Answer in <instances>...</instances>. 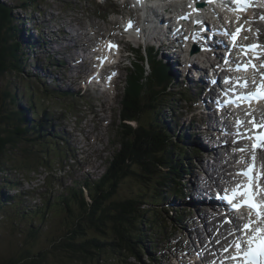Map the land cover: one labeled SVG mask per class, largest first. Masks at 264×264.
<instances>
[{
	"label": "rangeland",
	"instance_id": "1",
	"mask_svg": "<svg viewBox=\"0 0 264 264\" xmlns=\"http://www.w3.org/2000/svg\"><path fill=\"white\" fill-rule=\"evenodd\" d=\"M0 1L7 3L8 6H17L22 4L23 1L26 2L23 7H13V11H11L12 23L18 25L19 29L15 38L21 43V46H19L20 70H12L0 75V93L8 88H11L13 93H16V98H14L13 102L10 101V98L2 100L0 112L4 110L3 108H5L3 112L5 114H10L13 110L12 108L20 111L27 110L24 112V116L35 121L27 124L28 127L32 126V124H37L39 119L49 124L43 126V132L30 131L28 134L19 136L15 141L16 143H8L6 147V157L9 160L2 166L3 169L0 168V188L5 192V196L8 197V200L4 202L5 204H1L0 207V261H2L10 255L20 254L25 238L24 234L21 235L20 232L25 225L28 226L33 223L44 228L50 221V219H47L42 222L38 219L28 220V218L18 221V218L13 219L11 215L4 216L5 211L11 209V203H14L19 198V206L17 204L16 207H22L23 211L40 207L44 201H49L52 205L56 200H59L57 199L59 194L66 193L67 187L81 184L86 178L96 180L103 173L99 170L100 167L104 166L106 169L108 161L118 148L119 119L117 114L121 107L120 98L123 93L127 67L130 66L129 60L135 59L137 53L133 49L134 53L130 54L124 49L122 51V61L119 64L117 62L113 66L116 69H120L119 81H115V92L117 93L115 96L107 98L102 95L97 97V99L90 98L92 94L89 95V93L77 91L78 85L70 80V76L73 73L69 70L71 66L69 67L67 62L54 64L59 55L56 56L51 45L53 44L57 50L62 52L60 55L63 61L71 58L75 59L77 53L73 48L67 47L68 45L76 42L86 47L92 43L98 44L102 39L113 40V37L117 35L118 29L122 27L121 21L125 17L124 14H121L117 9H115L116 13H110V10L114 8L112 4H99L97 0ZM36 17L37 19H35ZM30 25L33 26L31 27ZM56 27L59 30L62 29V32L56 30L55 34H52L53 28ZM260 34L264 41V34ZM35 36L38 38L34 39ZM58 36H68V38H63L61 44L55 45L53 41ZM127 42L129 43V41ZM28 44H31L32 47L29 48ZM129 44L132 48L136 46V43ZM84 47L82 49L88 52L89 50ZM138 49L143 51V47ZM128 54L129 56H127ZM90 58L91 63H94L96 59L91 55ZM156 61L165 65L159 58ZM78 65L79 63L72 65V68H76ZM89 70L92 71V69ZM169 70L173 76L170 83L171 86L177 89L182 87L189 90L171 67H169ZM107 74L111 77L112 70L107 71ZM63 92L67 93L64 95ZM33 103L35 108H32ZM186 106L188 104L183 101L173 104V109H177L174 111L175 117L170 114L168 109L165 111L155 109L152 113H146L141 118L143 122L149 120H154L155 122L156 120L157 122L159 121V124L165 125L168 122L171 139L169 141H172L175 145V162L185 157L182 160L181 169H177L180 174L179 181L177 184H169L170 187L167 188L164 185L145 184L133 176L126 177L121 180L115 197L126 198L138 194L141 195V199L144 201H151L155 203V206L166 210H179L181 215L179 220L177 217L174 218L173 213V219L171 220L167 219V214H159L160 225L152 227L150 238H143V244L154 261H148L146 255L142 254L139 259L131 258L130 264H166L165 261L176 263L184 250L186 251L185 255H187L188 249L193 250L201 242L208 244L213 240L214 244L219 243L218 239L214 240L213 238L215 235H221L222 231L215 229L213 224L218 225L220 220L216 221L212 218H206L201 220L198 227L191 229L190 218L194 220L193 224L196 225L195 221L198 222L199 217L196 218L194 215L191 217L182 212L183 209H195L197 206L192 205L190 202V199L193 198L191 191L195 186L190 185L189 182L196 180L200 186H203L201 177L204 174L200 170L206 167L207 162L211 161L213 159L211 157L214 156L209 150L204 153V148L196 143V140H193L194 136H198L200 141L204 136H208L213 128H206L204 123L199 125L201 122L196 121V119L198 120V111H193V107L192 110H188L187 115L182 114ZM44 107H48L45 110V115H43ZM192 111L195 116L190 120ZM203 115L200 114V116ZM10 116L12 117V115ZM11 120L13 121L11 118L5 120L6 122H0V126L3 128L12 127L9 123ZM131 124L134 127L137 125L136 122H131ZM168 126L166 127L168 128ZM33 128L31 130L37 129V127ZM175 131L180 132L182 135H180L181 138L178 141L174 137L176 136ZM190 132L192 137L190 135V141L185 142L184 139L186 137L184 135ZM35 136H40L39 140H46L50 144V149L46 150L39 141H36L34 145L25 140L27 137ZM220 146L222 147V145ZM22 148L24 149L22 150ZM31 149L39 156L45 154V159L50 154L49 159L45 161L46 167L37 164L35 169L33 165H36V162L32 161L29 153ZM58 149L63 153V156L57 154ZM224 163L229 164L228 161H224ZM192 164H196V166L192 167ZM22 165L30 167L31 170L26 172L25 168L21 169ZM201 165H204V167H201ZM232 165H228L227 169H230ZM221 166L222 164L216 166L218 173L221 172L219 169L222 168ZM39 173L40 175H38ZM199 176L200 179L198 178ZM21 178L26 180V184L23 183V186L21 185ZM5 182L9 183L7 187L3 185ZM31 188H34V190H30ZM170 188L178 189L175 203L171 202L174 196L170 193ZM26 189L31 191L28 196H18L21 191L23 192ZM179 191H182L183 194ZM197 208L200 209L199 207ZM50 214H52V210L48 213V215ZM199 214L201 215L202 213L198 211L197 216ZM205 220L209 223L208 225L204 223ZM50 223H52L51 227L53 229L57 226V223L53 221ZM58 228L59 226L54 230ZM37 244L39 247L49 245L44 236L39 237ZM207 247L210 248V245H207ZM46 248L44 247L43 249ZM160 249H162L163 253L159 251ZM209 253L213 254V249L209 250ZM111 262L112 260L108 263L111 264Z\"/></svg>",
	"mask_w": 264,
	"mask_h": 264
},
{
	"label": "trees",
	"instance_id": "2",
	"mask_svg": "<svg viewBox=\"0 0 264 264\" xmlns=\"http://www.w3.org/2000/svg\"><path fill=\"white\" fill-rule=\"evenodd\" d=\"M24 4L25 1L19 6L23 7ZM12 6L0 1V75L20 70L21 43L15 38L19 29L18 25L12 23ZM140 52L136 50V58L130 60V66L127 67L120 98L121 107L117 114L118 148L108 161L105 171L96 180L86 178L81 184L67 187L66 193L59 194V200L52 205L44 201L40 207L23 211L22 207H16L17 204L19 206V198L11 203V209L5 211L4 216L11 215L13 219L18 218V221L23 218L50 221L44 228L33 223L25 225L20 232L25 236L20 254L10 255L0 261L1 264H109L111 260V264H130L131 258L139 259L142 254L146 255L148 261H154L143 244V238H150L152 227L160 225L159 214L165 213L167 219L172 220L173 213L174 218H180L179 210L155 206V203L144 201L138 194L126 198H116L115 195L121 180L131 176L148 185H164L169 188V184H177L180 176L177 169H181V165L180 160L175 162V145L169 141V127L156 120L143 122L141 118L155 109H168L172 114L176 109H173V104L186 99L187 91L185 88L171 86L169 70L156 61V55L148 51L146 57ZM0 94L3 101L10 98L13 102L16 98L11 88ZM32 108H35L34 103ZM47 108H43V115ZM3 109L0 122L11 118L13 121L9 122L12 127L0 126V168L9 160L6 157L8 143L15 142L19 136L30 131L41 133L44 131L43 126L49 125L39 119L37 124L28 127L27 124L35 121L24 116L27 110L12 108L10 114H5ZM131 122H136V127ZM36 127V130H31ZM175 133V140L178 141L181 137L177 131ZM39 139L40 136L25 138L34 145L39 141L46 150L50 149L46 140ZM29 153L32 161L36 162V165L32 162L35 169L37 164L46 167L45 161L50 154L45 159V154L39 156L32 149ZM57 154L63 156L59 149ZM22 166L21 169L25 168L26 172L31 170L30 167ZM20 181L22 185L26 180L21 178ZM8 184L5 182L3 185L7 187ZM30 190H23L18 196H28ZM169 190L173 196L178 195V189ZM4 193L0 188V207L8 200ZM50 210L52 214L48 215ZM52 221L59 226L57 230H54L57 226L54 229L51 227ZM40 236L46 237L49 245L39 247L37 241Z\"/></svg>",
	"mask_w": 264,
	"mask_h": 264
},
{
	"label": "bare ground",
	"instance_id": "3",
	"mask_svg": "<svg viewBox=\"0 0 264 264\" xmlns=\"http://www.w3.org/2000/svg\"><path fill=\"white\" fill-rule=\"evenodd\" d=\"M256 13V12H255ZM262 15H264V14H262ZM261 15V16H262ZM240 19H241V21H247V22H244V27H245V31H243L242 32V34H244V36H242V35H238L237 36V43H239V41L241 40V39H244V38H250L251 36H254L255 34H256V31L258 30V27H257V25L254 23V22H252V21H249L248 20V17L246 16V15H244V14H241L240 15ZM58 31L59 30V28L58 27H56V28H53V30H52V34L55 32V31ZM110 31V30H109ZM95 32V31H94ZM64 33V32H63ZM68 33V32H67ZM70 33V32H69ZM86 33V32H85ZM52 34H51V36H52ZM55 34V33H54ZM75 35V34H74ZM197 36V35H196ZM195 36V37H196ZM65 37H67L68 38V36H62V37H56L55 39H58V38H65ZM72 37V36H71ZM215 37V36H214ZM214 37H211L210 35H207V34H199L198 35V39L200 40V41H203L205 44H207V45H213V46H216L215 48L216 49H222L221 48V46H220V41L218 40V41H216V39H214ZM38 37L37 36H35L34 37V39H37ZM193 38V37H192ZM217 39H219V38H217ZM56 40H54L53 41V43H55V45H59V44H61L60 42H57ZM76 42H72L71 43V45H68L67 47H71L73 44H75ZM43 44V43H42ZM81 44V43H80ZM93 44H95V45H97L96 43H93ZM86 45V44H85ZM157 45V44H156ZM83 44H82V48H83ZM51 47L53 48V49H55V50H57L56 48H55V46L52 44L51 45ZM169 45H165V44H163V45H161V48H163L164 50H167V49H169ZM237 47V46H236ZM62 48V47H61ZM80 48H81V45H80ZM88 50V49H87ZM54 51V50H53ZM219 52H221V53H226V51H223V50H218ZM56 53L58 52V53H62L60 50H58V51H55ZM89 53H91L90 51H88ZM102 53V51H101V49H98V50H96L95 51V55H99V54H101ZM228 53V52H227ZM63 54H64V52H63ZM106 54L108 55V56H110L107 52H106ZM151 55V54H150ZM149 55V56H150ZM87 56V54L86 55H84V56H82V58H81V61H83L84 60V58ZM87 58H88V60H91V58H90V54H88V56H87ZM171 59L170 58H168V61H170ZM64 61H66V60H64ZM162 61V60H161ZM164 64H165V61H162ZM36 66V65H35ZM165 66V65H164ZM72 67V66H71ZM167 67H168V70H169V67H171V69H173V71H175V70H177V69H175L174 68V65H171L170 63L167 65ZM198 69L199 70H196V71H192V69L189 67V66H186V68H181L180 69V76H183V77H180L181 78V81H185V79L186 78H188V79H190L191 81H194V80H196V79H199V78H204V71L203 70H200V66L198 65ZM90 69H94V68H90ZM259 69V68H258ZM89 70V69H88ZM185 70V71H184ZM71 71V70H70ZM91 71V70H90ZM110 71V70H109ZM170 71V70H169ZM178 71V70H177ZM247 71H249V68L247 69ZM111 73V72H110ZM170 73V72H169ZM182 73H185V74H182ZM208 74H209V72H208ZM109 76V75H108ZM103 79H101L100 81H101V84L102 85H108V82L106 81V78H105V76H103L102 77ZM62 80V79H61ZM171 80H172V78H171ZM170 80V83L172 82ZM218 85H219V82H217L216 84L214 83V81H211V88H212V90H216V88L218 87ZM211 90V91H212ZM213 93H215V94H218L219 95V93H218V91H216V92H213ZM222 99L223 98H220V100L222 101ZM201 107L203 108V110L200 112V114L202 115V114H204V108H206V110H207V116H208V118L209 119H211V120H213V118H214V113H215V111H214V108H212L213 106H210L208 103H206L205 102V100H203V102L201 103ZM206 126V128H208V127H211V128H213V130H212V132H210L209 133V135L210 134H212V135H214L213 133L214 132H216L217 133V128H218V126H219V124H216L214 121L213 122H211L209 125H205ZM220 134V133H219ZM181 135V134H180ZM182 136V135H181ZM198 137V136H197ZM204 138V142H206L207 144H214V145H217V143H214V142H216V141H212V139H210L208 136H204L203 137ZM202 138V139H203ZM220 145H222L223 146V143H221ZM208 150H209V152H212V154H214V156H215V151H214V148H206V149H204V153H207L208 152ZM205 156H207V154H205ZM214 156L213 157H211V158H214ZM217 158H220L219 156H217ZM185 159V157H183V158H181V160L179 161V165H181L182 164V160H184ZM210 159V158H209ZM233 160H235V157H233ZM226 161H228L229 163L231 162L230 161V159H227ZM220 164H222V168H219L220 170H221V172L222 171H224L225 169H226V163H224V161H222L221 160V162H220ZM196 166V164H192V167H195ZM209 167H211V174H217L218 173V170H217V168H216V164L215 163H212V164H209L208 165ZM201 167H204V165H201ZM189 168V167H188ZM204 168H206V167H204ZM190 169V168H189ZM215 171H216V173H215ZM261 171V173L263 172V170H260ZM221 172H219V173H221ZM194 173V172H193ZM199 179H200V176L198 177ZM198 180V179H197ZM261 181H264V177H261ZM197 183H198V181H196ZM195 182V183H196ZM260 185H262V188H263V184L261 183ZM193 186H195V188L194 189H192V191H191V193H193L192 194V196H193V198H191L190 199V202L192 203V205H197L196 207H195V211H192L191 212V214H194V215H196V217H199V221L201 222V220H204V219H206V218H209V217H207L206 215L207 214H203V213H206V212H203V211H201L200 209H198L197 207H199L200 208V206H202L203 204H202V198H204V194H205V189H203V188H201L198 184H193ZM181 194H183L182 193V191H179ZM259 192L262 194V190H259ZM264 193V192H263ZM193 207V206H192ZM197 208V209H196ZM210 211H211V209H209ZM214 211L212 212L211 211V213H215L216 212V210L215 209H213ZM198 211L199 212H201L202 214L200 215L199 214V216H197V214H198ZM191 217H193L192 215H190ZM210 217H212V215L210 216ZM222 217H219L218 215L215 217V220L217 221V220H220ZM251 219V216H249L248 217V220H250ZM190 222H191V229H194V228H196V225L195 224H193V222H194V220L192 219V218H190ZM205 223H207L206 222V220H205ZM209 223H207V225H208ZM225 226V225H224ZM234 228L233 229H236L237 227L236 226H233ZM202 243H204V242H202ZM221 246H222V241H220L218 244H216L215 245V247L216 248H218V249H220L221 248ZM148 254H150V253H148ZM166 262V264H170L168 261H165ZM181 262H183V264H186L187 262L186 261H184V260H182Z\"/></svg>",
	"mask_w": 264,
	"mask_h": 264
},
{
	"label": "snow or ice",
	"instance_id": "4",
	"mask_svg": "<svg viewBox=\"0 0 264 264\" xmlns=\"http://www.w3.org/2000/svg\"><path fill=\"white\" fill-rule=\"evenodd\" d=\"M243 0H236L237 4H241ZM239 31V29H238ZM233 40H235V36H233ZM109 47H114V45H109ZM264 88V86H262ZM257 97L264 96V92L261 89H258L257 93L253 94ZM261 143H264V137L260 138ZM255 147V145H254ZM253 168L250 166L249 169L242 174L245 175L249 184L238 186L236 189H233L231 195H219L218 199L221 200L222 203L230 205L233 210H238L241 207H247L250 213H254L256 216V221L260 222L264 220V203H257L255 200L256 193L252 190V180L253 176L251 175ZM258 187V185H257ZM241 188L243 190H241ZM237 197H243L241 203L237 204ZM251 219L248 223L243 225V230L248 232L252 226ZM255 235L249 236L247 240L248 248L246 252H243V259L245 264H264V229L255 228L253 230ZM237 249V256H234L233 259H237L242 251V244L240 242L235 245Z\"/></svg>",
	"mask_w": 264,
	"mask_h": 264
},
{
	"label": "water",
	"instance_id": "5",
	"mask_svg": "<svg viewBox=\"0 0 264 264\" xmlns=\"http://www.w3.org/2000/svg\"><path fill=\"white\" fill-rule=\"evenodd\" d=\"M1 102H2V97H1V94H0V108H1Z\"/></svg>",
	"mask_w": 264,
	"mask_h": 264
}]
</instances>
